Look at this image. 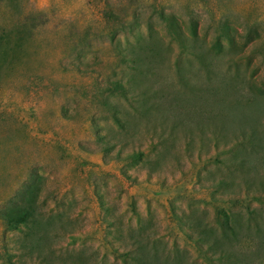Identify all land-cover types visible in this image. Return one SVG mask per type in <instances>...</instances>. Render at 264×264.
<instances>
[{"label":"rangeland","instance_id":"rangeland-1","mask_svg":"<svg viewBox=\"0 0 264 264\" xmlns=\"http://www.w3.org/2000/svg\"><path fill=\"white\" fill-rule=\"evenodd\" d=\"M0 45V264H264V0H0Z\"/></svg>","mask_w":264,"mask_h":264},{"label":"trees","instance_id":"trees-1","mask_svg":"<svg viewBox=\"0 0 264 264\" xmlns=\"http://www.w3.org/2000/svg\"><path fill=\"white\" fill-rule=\"evenodd\" d=\"M163 20L166 21L168 27H169V31L170 34L172 35L173 40H176L178 43H180L181 47L184 50H188L190 53L193 52L192 50H194L192 45H189V42L187 43L186 39H182L181 38V34L179 32L178 27L176 26V23L173 21H170L169 18L163 17ZM234 30L230 27L225 28V26H221L219 33H218V38H222L225 39L227 41V43L229 45H232V47L234 46V36H233ZM2 39V38H1ZM192 42H194V40L190 41V43L192 44ZM216 45L219 47V40L217 39L216 41ZM1 46V45H0ZM220 49V48H219ZM134 62H137V59H132ZM135 158H138L137 155L135 156ZM33 198H34V191L29 192V194L26 197V202H27V207L32 210V206H30L33 203ZM7 222L12 225V228L15 227V225L17 223H20L21 220L20 219H16V220H7ZM24 222V221H23ZM22 223V222H21ZM224 226V231H226L227 229H229L227 222L223 224ZM230 231V230H228ZM232 233V232H230ZM225 234V233H224Z\"/></svg>","mask_w":264,"mask_h":264}]
</instances>
